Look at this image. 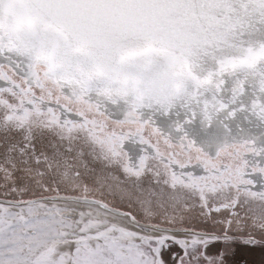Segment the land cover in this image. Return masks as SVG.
<instances>
[{"label":"snow or ice","instance_id":"obj_1","mask_svg":"<svg viewBox=\"0 0 264 264\" xmlns=\"http://www.w3.org/2000/svg\"><path fill=\"white\" fill-rule=\"evenodd\" d=\"M0 82V264H224L196 203L264 238V0H0Z\"/></svg>","mask_w":264,"mask_h":264},{"label":"rangeland","instance_id":"obj_2","mask_svg":"<svg viewBox=\"0 0 264 264\" xmlns=\"http://www.w3.org/2000/svg\"><path fill=\"white\" fill-rule=\"evenodd\" d=\"M61 190L67 191L70 194H79L74 193L71 189L65 190L63 186H61ZM89 195H94L98 199L103 198L105 201H109L115 206H118L122 211L128 210L136 213L137 215H142L139 206H133L132 208H129V205L126 201L121 202L119 196L110 194L106 190H104L102 197L99 191L90 193ZM194 208L192 211L185 213L186 222L188 221L187 218L195 213L196 209ZM80 210L87 211L88 209L86 205L81 203L80 207L78 208V211ZM202 234L208 238L209 251L212 254H216L218 252L224 253V264H264V238L258 237L259 242L249 243L247 235L235 237L224 234H209V232H203ZM181 235L183 236L185 234Z\"/></svg>","mask_w":264,"mask_h":264},{"label":"flooded vegetation","instance_id":"obj_3","mask_svg":"<svg viewBox=\"0 0 264 264\" xmlns=\"http://www.w3.org/2000/svg\"><path fill=\"white\" fill-rule=\"evenodd\" d=\"M2 83L3 82H0V85H2ZM60 195L65 196V195H73V194H70L67 191L60 190ZM90 198L98 199L94 195L90 196ZM219 204L220 201L217 200L216 206H219ZM194 209H196L195 213H193L192 216L187 218L188 220L187 222L184 221V225L185 227H190L194 229V232L197 234H202L203 232H209V234L215 233L218 235L224 234V235L239 237L242 235H247L249 231H252L250 223L248 225H245L244 223V212L247 211V207L243 209L237 208L235 210L221 208L219 212L213 211L210 214V216L207 217L200 215L201 210L198 206V203H196ZM235 213H239L241 222L239 225H237L234 221L231 227L229 228V226L226 223H224V221L233 219Z\"/></svg>","mask_w":264,"mask_h":264}]
</instances>
